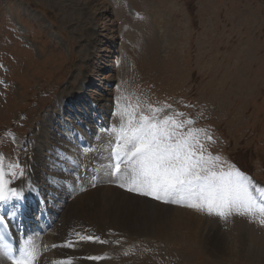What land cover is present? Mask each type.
<instances>
[{
  "label": "rangeland",
  "instance_id": "rangeland-1",
  "mask_svg": "<svg viewBox=\"0 0 264 264\" xmlns=\"http://www.w3.org/2000/svg\"><path fill=\"white\" fill-rule=\"evenodd\" d=\"M88 3L96 5H88L86 0H0V164L5 179H17L22 173L30 145L43 125L49 131L46 138L51 151L44 152L40 160L39 167L45 169L40 172L42 189H55V170L60 167L61 178H74L78 166H86V174L92 175L97 170L98 149L108 152L115 141L110 131L120 128L119 118L127 121L130 114L137 118L144 114L157 119L172 117L182 123V128L169 125L173 140L186 136L189 130H200L193 134L203 146L205 160L211 157L209 171H239L247 178L251 195L256 199L257 193L264 199L256 191L257 185L253 189L251 178L264 184V0ZM85 8L96 10L92 19ZM89 24L96 26L92 39ZM83 74L88 79L86 91L75 93L62 116L45 120V110L73 91ZM105 75L110 80L103 79ZM85 92L97 97L108 94L114 120L104 127L107 132L100 130L101 120H95ZM63 119L70 126L76 121L83 124V135L90 140L83 164L80 154L73 158L76 162L68 152L62 158L56 155L59 149L55 144L59 148L64 145ZM196 150L199 152L198 146ZM13 157L16 164L7 161ZM239 167L251 172V177ZM120 179L132 188V181L123 173L112 180L118 186ZM76 183L80 184V179ZM260 187L257 189L264 190ZM138 192L128 193L144 194L143 189ZM147 196L152 202L161 201ZM55 198L53 207H60ZM173 199L164 197L162 201L170 205L175 203ZM183 202L188 207L192 203ZM36 204L39 202L31 209L36 210ZM199 214L205 219L208 235L203 227L193 230V241L187 236H192V231L186 227L174 237L171 233L179 232L177 227H167L168 233L162 236L140 234L129 239L108 231L111 237L119 235L112 239L117 250L100 255L116 259L115 264H264V214L258 209L251 213L232 209L223 217L205 209H199ZM82 216L85 219L90 214L82 211ZM61 218L59 211L55 222ZM210 221L218 234L211 233ZM30 225L34 229L36 223ZM252 233L259 237L254 244ZM43 249H36L38 264L47 255ZM249 251L258 257L256 261Z\"/></svg>",
  "mask_w": 264,
  "mask_h": 264
},
{
  "label": "bare ground",
  "instance_id": "bare-ground-1",
  "mask_svg": "<svg viewBox=\"0 0 264 264\" xmlns=\"http://www.w3.org/2000/svg\"><path fill=\"white\" fill-rule=\"evenodd\" d=\"M86 1L88 5H96L94 3L89 4L88 1L90 0ZM85 9L89 14V18L92 19L96 14V10H91L90 8ZM87 26L89 27V38L92 39L96 36V26L92 24ZM110 42L113 43V39H111ZM102 78L107 81L110 80L109 75H105ZM87 82V75L83 74L81 78H79L75 88H73V91L61 95L52 108L45 110V120L50 121L57 116H62L66 109L65 105L74 98L75 93L79 90L86 91L84 85ZM88 91L92 90L89 89ZM107 96L108 94H105L104 97H97V95L93 96L92 93L90 94L88 92L84 94L86 101H89L92 106L91 113L97 117L95 120H101L100 125L102 129L100 128V130H105L104 127L110 124V119L114 120V117L112 118V114H110L109 98ZM126 113L128 114L129 112ZM118 121H122V123L125 124L127 123V121L123 120L121 117ZM78 125V122L76 125L71 124L72 128H70L67 122L63 123V126L66 127V129L64 130L63 128L64 131L61 132L64 136V145L59 148V144H55L56 142L54 143L55 147L58 146L57 148L59 150L56 155H58L59 158L63 157L62 155L64 152H68V155L72 157L69 156L70 159L76 162V159L73 158L78 157L75 155L80 154L82 156L85 152L84 149L90 144V140L83 135L84 131ZM41 126L40 124V127ZM46 130L47 129H44L43 125V129L40 128L36 133V140L32 139L34 141L30 145L31 154L29 160L24 164L22 173L19 177L13 180H6L4 178L6 182L10 181V183L6 185L7 188H15L21 193L18 198L13 197L4 203H0V217L5 220L16 240L18 259H27L30 261V264H38L36 249L43 247L44 249H49L50 253L41 260L40 264H115L116 259L114 260L106 256L104 258L100 255L104 252L108 254L113 250H117V247L114 246L115 244H112L114 236L123 234V236L125 235L128 239L131 238V236L134 237V235L140 234L162 236L163 233H168L167 227L178 228L179 232L171 233L173 237L178 236L181 229H190L193 235L187 236L192 239V241L194 240L193 230L196 228L202 229L203 227L204 234H210L206 233L204 229L206 226L205 219L199 214V209L184 205L183 200H178V202L170 205L163 203L164 200L162 201V199L161 201H155V203L152 202L154 200L147 195L141 194L139 196L138 194L132 195L128 193L131 187L127 186L128 184L126 183L124 184V180L122 179H120L117 186L116 181L112 179L120 177L122 173L119 175L112 174L113 164L112 162L110 164V147L112 145L109 147L108 152L98 149L99 154L96 156V165L94 166V168L97 167V170L95 173L93 172L92 175L86 174V166H78L76 168L77 174L74 178L67 177L68 179H65L66 177H60V169L62 168L60 167V169L57 168V170H55V189H42V185H40L39 182L41 177L40 172L45 169L39 167L42 166L40 160H43L41 158L44 152L51 151L48 138H46L47 132L49 131ZM71 130H73L74 133H70ZM105 132L107 131L105 130ZM102 133L104 132L102 131ZM97 135L99 134L97 133ZM113 143H116V141ZM51 144H53V142ZM50 155L52 156V154ZM66 159L69 160L67 156ZM80 159H82L81 164H83L86 162V155L84 157L82 156ZM63 161L64 159L61 160L62 164ZM64 165L66 164L64 163ZM45 167L46 166H44V168ZM123 175L126 174L123 173ZM79 179L80 184H77L76 182ZM49 182L50 181H48V183ZM121 184L126 185V189L121 187ZM61 194L64 196L60 197ZM55 197L59 200L58 206L60 207H53V200ZM35 201L39 202L41 209L35 216L38 221V226L35 231H31L28 229L27 225V213L25 211L21 213V211L24 204L32 207ZM85 210L88 211L90 216H85L84 219L82 211L86 212ZM59 211L62 212V218L56 223L55 215ZM160 214H164V216H159ZM55 223L56 225H54ZM210 224V227L214 229L211 233L218 234L216 231L217 229L213 226V222ZM233 224L236 227L238 226V218L234 220ZM21 226H23L22 231L20 230ZM234 226L232 225L233 228ZM108 231L119 233V235L113 234L111 237L109 233H107ZM82 236L94 237L95 239H80ZM218 238L220 237L218 236ZM258 239L259 237L252 233L250 239L251 243L254 244ZM73 244L76 245L73 246ZM250 252L251 251H249L248 255H252V260L256 261L258 257ZM28 253H30V255H23ZM0 264H12L3 254L1 247Z\"/></svg>",
  "mask_w": 264,
  "mask_h": 264
},
{
  "label": "snow or ice",
  "instance_id": "snow-or-ice-1",
  "mask_svg": "<svg viewBox=\"0 0 264 264\" xmlns=\"http://www.w3.org/2000/svg\"><path fill=\"white\" fill-rule=\"evenodd\" d=\"M152 111L155 113L157 110ZM170 124L172 127H183L172 117L157 119L155 115L140 114L137 118L130 114L126 124L122 123L118 130H112L116 141L110 147V164L112 161L115 163L112 174H126L133 183L129 190L143 189L145 195L156 199L172 197V202H178L175 199L178 197L180 200L193 201L190 207L216 212L222 217L232 209L243 208L245 212L251 213L257 200L249 191L247 178L237 170L227 173L221 171L219 174L209 171L211 157L205 160L203 146L199 145L198 137L193 134L200 130H189L186 136L173 140L175 134L169 130ZM207 139L211 140V137ZM9 167L16 168L19 165ZM201 172L207 175H201ZM5 175L0 164V202L21 195L17 189L6 187L10 181H5ZM120 186L124 187V184ZM256 191L264 196V190ZM258 211L264 214V199L259 201ZM80 239L95 238L82 236ZM12 264H30V261L13 259Z\"/></svg>",
  "mask_w": 264,
  "mask_h": 264
}]
</instances>
